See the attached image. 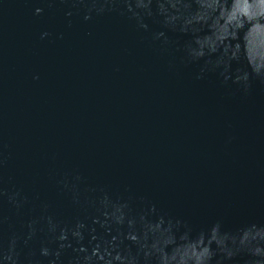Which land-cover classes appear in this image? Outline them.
<instances>
[{
    "label": "water",
    "instance_id": "95a60500",
    "mask_svg": "<svg viewBox=\"0 0 264 264\" xmlns=\"http://www.w3.org/2000/svg\"><path fill=\"white\" fill-rule=\"evenodd\" d=\"M216 2L203 0L209 12ZM130 4L0 0V264H128L118 253L157 264L129 233L151 245L156 224L176 243L217 223L237 236L264 228V81L235 82L243 59L227 80L219 54L191 59L186 46L207 26L166 25L155 2L137 19ZM245 11L234 0L217 32Z\"/></svg>",
    "mask_w": 264,
    "mask_h": 264
},
{
    "label": "clouds",
    "instance_id": "9594fccd",
    "mask_svg": "<svg viewBox=\"0 0 264 264\" xmlns=\"http://www.w3.org/2000/svg\"><path fill=\"white\" fill-rule=\"evenodd\" d=\"M154 2L159 14L164 17L166 25L174 27L178 20H182V31H187L188 27L194 24L201 27L207 26L209 29L210 34L198 35L194 38L193 43L186 46L191 59L219 54L220 58L216 60L213 67L223 66L221 74L224 75L225 80L229 79L228 73L231 63L243 59L246 62L247 70L242 75H237L235 82L242 83L247 88L250 77L264 81V54L254 58L251 54L253 41L248 39L249 34L257 29L255 38H258L259 45L264 48V22H262L264 21V0H248V8L251 11L236 14L233 26H230L223 33L217 32L215 24L219 16L232 11L234 0H217L215 8L211 12L205 8L203 0H134L135 10L130 4L129 11H132L137 19H139L141 11L151 15V5ZM192 3L196 5L195 11L191 9ZM181 4L183 5V12L177 8ZM40 11L37 9V12ZM141 27H146V25L141 24ZM200 30L201 28H192L193 32ZM241 33L243 34L241 35ZM162 35L163 33L158 34V36ZM115 220L117 223H123V214L115 216ZM128 223L129 226L133 224L132 221ZM83 227V224L77 225L78 229ZM149 227L152 232L159 233L151 245L146 242L141 243L138 237L131 233H129L128 238L140 245V248L144 250L146 259L155 257L157 264H213L218 254H222L230 260L241 251L247 252L252 257L250 264H264V243H262L264 242V228H257L255 225L244 229L237 236L221 233L220 224L217 223L212 226L207 235L201 232L195 240L191 239L187 233L183 234L179 238L180 243H176L170 229L161 230L160 224ZM73 235L81 237L80 231L73 232ZM60 239H65V236L61 235ZM146 240L147 237H145ZM173 245L172 251H167V248ZM98 251L97 248H93L91 254L85 256V260L92 261L93 257L98 255ZM104 253L105 255L100 256L101 260L106 259L107 248L104 249ZM41 254L49 255V250L42 248ZM11 258V256L5 257V259ZM114 259L116 261L127 260L128 264H136L135 257L129 259L119 253ZM107 264H112L111 260H108Z\"/></svg>",
    "mask_w": 264,
    "mask_h": 264
}]
</instances>
